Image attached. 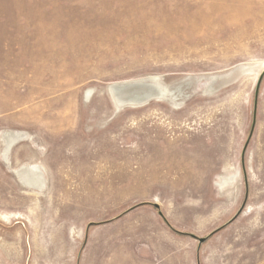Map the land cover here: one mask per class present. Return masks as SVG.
<instances>
[{
    "label": "rangeland",
    "instance_id": "rangeland-1",
    "mask_svg": "<svg viewBox=\"0 0 264 264\" xmlns=\"http://www.w3.org/2000/svg\"><path fill=\"white\" fill-rule=\"evenodd\" d=\"M263 70L264 0H0V264H264Z\"/></svg>",
    "mask_w": 264,
    "mask_h": 264
},
{
    "label": "water",
    "instance_id": "water-1",
    "mask_svg": "<svg viewBox=\"0 0 264 264\" xmlns=\"http://www.w3.org/2000/svg\"><path fill=\"white\" fill-rule=\"evenodd\" d=\"M264 75V70L260 73L258 79H257V82H256V88H255V96H254V108H253V118H252V125H251V130L249 132V136H248V139L243 147V152H242V160H243V156H244V153H245V150L247 148V145H248V142L252 136V133H253V130H254V126H255V122H256V112H257V99H258V91H259V86H260V83H261V80H262V77ZM246 196H247V192H246V195H245V199H246ZM245 202V200H244ZM151 205H153L155 208H157L159 210V214L163 217V214L162 212L160 211V208H159V205L156 203V202H153L151 203ZM239 213V212H238ZM238 213L227 223H231L235 218L236 216L238 215ZM224 226L220 227V228H217L216 230L212 231L208 236L206 237H198L192 233H188V235H190L191 237L195 238L199 244H202L205 240H207V238L209 236H211L212 234H214L215 232L219 231L221 228H223Z\"/></svg>",
    "mask_w": 264,
    "mask_h": 264
}]
</instances>
